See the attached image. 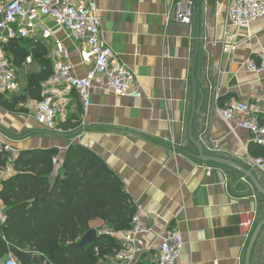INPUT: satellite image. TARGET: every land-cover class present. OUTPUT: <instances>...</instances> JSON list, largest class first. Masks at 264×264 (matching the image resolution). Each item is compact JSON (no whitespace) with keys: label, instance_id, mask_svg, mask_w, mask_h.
I'll list each match as a JSON object with an SVG mask.
<instances>
[{"label":"crops","instance_id":"obj_1","mask_svg":"<svg viewBox=\"0 0 264 264\" xmlns=\"http://www.w3.org/2000/svg\"><path fill=\"white\" fill-rule=\"evenodd\" d=\"M96 1L103 14L102 39L114 51L112 61L135 73L141 96H118L96 81L85 111L75 91L56 92L48 78L41 84L42 98H34L26 92L29 78L45 67L34 57L32 43L45 47L53 73L59 61L54 40L17 39L19 45L0 41V52L17 63L23 78L17 94L26 96L18 104L23 111L0 104V137L18 152L57 147L62 154L69 144L79 143L98 154L122 180L150 228L142 236L146 250L132 264H156L161 236L173 226L182 231L185 242L177 264H245L251 234H241L240 221L253 210L258 212L256 222L264 218V196L243 172L200 160L190 130L206 154L237 163L264 187V171L251 163L262 156L253 134L219 112L244 101L264 123V75L247 68L264 49V17L248 30L228 28L236 32L240 44L226 54L222 44L230 0H194L191 25L166 22L171 0ZM46 24L53 27L49 20ZM59 37L70 53L74 73L85 76L93 66L81 55L86 43L68 32ZM49 94L59 107L56 133L38 123L34 108ZM0 206L3 209L1 201ZM102 224L96 220L92 227L96 230ZM250 263L264 264V228ZM109 264H116L115 257Z\"/></svg>","mask_w":264,"mask_h":264},{"label":"built area","instance_id":"obj_2","mask_svg":"<svg viewBox=\"0 0 264 264\" xmlns=\"http://www.w3.org/2000/svg\"><path fill=\"white\" fill-rule=\"evenodd\" d=\"M194 0H171L166 22L191 25L194 18ZM264 17V0H230L228 22L222 50L226 54L234 53L240 41L236 30H248L253 22ZM53 23V27L46 24ZM103 14L96 0H0V41L9 42L17 39H30L37 43L54 40L55 55L59 57L48 84L56 92L61 90L75 91L83 109L86 111L91 104V89L96 81L102 87L118 96L140 97L136 75L127 66L113 63L114 51L102 39ZM61 32H68L87 45L81 55L84 62H93L85 76H77L70 62V53ZM31 62V56L27 58ZM247 68L264 75V49L259 53V60H249ZM21 89L18 69L14 60L0 52V93H17ZM53 93V90H50ZM67 105V104H65ZM66 107V106H65ZM34 108L38 123L48 132H59L58 113L54 96L46 95L35 102ZM226 121H235L239 128L253 134V142L264 147V123L260 122L256 112L244 101H236L219 109ZM10 153L7 166L0 172V180L15 172L13 165L18 150L12 148L0 137V153ZM56 169L60 168L54 159ZM254 167L264 171V156L255 157L251 161ZM211 174V170H208ZM257 210L243 214L240 221L241 234L248 237L258 218ZM4 221L3 209L0 208V222ZM110 232V231H109ZM150 228L144 223L138 211L132 218L131 228L124 232H112L119 237L125 246L115 255L116 264H132L138 255L146 250L142 236L149 233ZM185 246L182 231L173 226L161 236L158 243L156 264H177ZM2 264H19L9 256Z\"/></svg>","mask_w":264,"mask_h":264},{"label":"trees","instance_id":"obj_3","mask_svg":"<svg viewBox=\"0 0 264 264\" xmlns=\"http://www.w3.org/2000/svg\"><path fill=\"white\" fill-rule=\"evenodd\" d=\"M32 52L45 69L30 76L26 92L41 99L51 64L41 43H32ZM8 94L0 93V104L23 111L18 104L26 96ZM255 147L264 156V147ZM9 157L0 153V172ZM13 165L15 172L0 180V263L12 256L19 264H109L123 247L112 232L131 228L137 207L106 162L93 150L71 143L62 154L57 147L21 150ZM96 220L103 223L96 228L98 237L80 246Z\"/></svg>","mask_w":264,"mask_h":264},{"label":"water","instance_id":"obj_4","mask_svg":"<svg viewBox=\"0 0 264 264\" xmlns=\"http://www.w3.org/2000/svg\"><path fill=\"white\" fill-rule=\"evenodd\" d=\"M195 53L196 54L198 53V46L196 47ZM193 86H194V90H196L197 82H196V79L194 76H193ZM194 111H195V108L193 110L192 117H194ZM190 139L198 147V150H199L198 157L200 160L218 162L220 164L231 166L232 168L243 172L244 175H246L248 178H250L254 182V185H255L257 191L264 196V187L256 180V178L254 177L252 172H250L249 170L243 168L242 166L238 165L237 163H235L231 160H227V159H224L221 157L206 154L205 150H204V146L202 145V143L199 140H195L193 138L192 129L190 130ZM263 228H264V218L262 220H260V222L257 224V226L255 227V230H254V232L250 238L249 245L247 248V253H246L245 264H251L250 259H251L252 250H253L254 245H255L260 233L262 232ZM97 237H98L97 231L95 229H91L82 237L81 241L79 242V245L80 246L87 245L88 243L95 240Z\"/></svg>","mask_w":264,"mask_h":264},{"label":"rangeland","instance_id":"obj_5","mask_svg":"<svg viewBox=\"0 0 264 264\" xmlns=\"http://www.w3.org/2000/svg\"><path fill=\"white\" fill-rule=\"evenodd\" d=\"M18 73H19V71H18ZM19 79H20V78H19ZM20 80L23 81V78H21ZM21 81H20V82H21ZM258 223H259V222H256V224H255V226H254V228H253V230H252V232H251V236H252V234H253V232H254V230H255V227L257 226Z\"/></svg>","mask_w":264,"mask_h":264}]
</instances>
